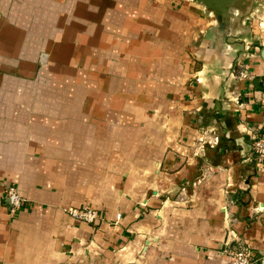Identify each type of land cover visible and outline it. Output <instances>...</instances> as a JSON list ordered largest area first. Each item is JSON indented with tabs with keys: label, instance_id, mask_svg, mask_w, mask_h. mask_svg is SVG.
I'll return each mask as SVG.
<instances>
[{
	"label": "crops",
	"instance_id": "0c3cea01",
	"mask_svg": "<svg viewBox=\"0 0 264 264\" xmlns=\"http://www.w3.org/2000/svg\"><path fill=\"white\" fill-rule=\"evenodd\" d=\"M263 92L264 0H0V264H264Z\"/></svg>",
	"mask_w": 264,
	"mask_h": 264
},
{
	"label": "built area",
	"instance_id": "2783aa9c",
	"mask_svg": "<svg viewBox=\"0 0 264 264\" xmlns=\"http://www.w3.org/2000/svg\"><path fill=\"white\" fill-rule=\"evenodd\" d=\"M239 77H245V74L239 73ZM259 105L262 113V121L260 123L261 133L252 140L251 148L255 155L257 167L259 169H264V92L259 99ZM3 197L6 201L10 215H14L19 209H21L25 202L14 186H8L5 189ZM67 213L73 219L86 224H94L98 220L96 212L86 207L70 208L67 210ZM226 257V264H257L259 261V259H253L249 251L245 248L227 251Z\"/></svg>",
	"mask_w": 264,
	"mask_h": 264
}]
</instances>
